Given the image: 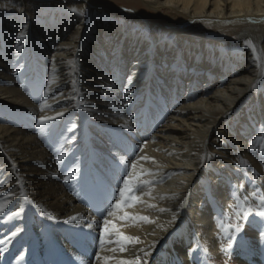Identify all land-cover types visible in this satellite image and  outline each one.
Returning a JSON list of instances; mask_svg holds the SVG:
<instances>
[{
  "label": "bare ground",
  "instance_id": "bare-ground-1",
  "mask_svg": "<svg viewBox=\"0 0 264 264\" xmlns=\"http://www.w3.org/2000/svg\"><path fill=\"white\" fill-rule=\"evenodd\" d=\"M141 2L179 21H152L100 0H0L6 5L0 7V105L7 108L0 109V193L14 194L8 198L15 199L13 210L21 206L16 196L24 193L30 205L62 223L49 240L53 250L42 240L41 264H123L137 253L143 257L141 250L150 253L141 264H167L165 258L158 263V252L175 233L176 249L183 253L186 235L176 232L185 222L203 233L214 253L210 211L200 206V177H208L215 198L225 204L231 198L224 179L239 184L227 164L235 167L243 158L263 175L251 150L264 122V88L258 86L264 82V0ZM187 25L236 35L223 43L204 41L181 30ZM33 92L36 97H29ZM78 101L88 121L86 143L79 140L85 128ZM42 118L67 121L60 141L63 150L80 147L75 165L85 170L78 180L65 181L59 171L62 145L56 143L54 155L31 128ZM208 160L213 165L205 168ZM129 185L136 187L133 200L109 216L119 188H125V198ZM88 194L92 203L85 206ZM73 216L82 219L65 222ZM140 216L152 222L134 219ZM10 230L0 229V245L18 238ZM7 246L0 249V264L35 261L29 244L8 261ZM256 247L239 263L264 264Z\"/></svg>",
  "mask_w": 264,
  "mask_h": 264
},
{
  "label": "rangeland",
  "instance_id": "rangeland-1",
  "mask_svg": "<svg viewBox=\"0 0 264 264\" xmlns=\"http://www.w3.org/2000/svg\"><path fill=\"white\" fill-rule=\"evenodd\" d=\"M100 1L118 10L121 9L124 11L127 10L136 11L140 15L145 16L146 19L152 21L171 22V23H175L179 21V19L175 20L174 18L173 19L171 17L169 18L168 15L166 14L165 9L161 10L159 8L158 11L152 10L146 7L141 2V0H100ZM186 27H183V29L181 30L184 31L187 30L188 31L187 35L189 33H192L195 36V37L193 36L192 38L200 37L199 39L204 41L208 39L209 41L223 43V42H228L229 39L233 37V35H236V33H233L232 31L223 32L222 30H216V29H209V31H207L201 27L192 29V25H187ZM237 32H240V30H238ZM157 35L161 40L162 34L159 32L157 33ZM258 86L264 88V82L258 84ZM255 87L256 85H253L251 89L254 90ZM77 95L80 99L79 89H77ZM34 96H35L34 92L29 93V97H34ZM148 104H150V102L147 103L146 105L149 106ZM147 106H145L143 109L146 119H147V112H146ZM77 107L81 112L82 120L84 121L82 127L85 128V130H83L82 134L80 135L79 140H81V142L86 143V141H88L89 138L88 136L89 134L87 130L88 121L85 117L86 114H84V111L82 110L83 104L78 102ZM0 109H2L3 111V109L6 110L7 108L5 105L4 106L0 105ZM8 112L9 113L15 112V114H18V112L14 111L12 108L11 111ZM7 116L8 113L4 115V119H7ZM59 122H61V120L55 118L50 120L46 119V122L43 125L39 123V120L38 122L35 121L33 124H31V128L33 129V131H36L38 133L39 139L41 140L43 145L47 148V150H49L54 155L57 153V149L55 148L57 146L56 143L61 144L60 140H61L62 128L65 129L68 128L67 121H63L62 123ZM260 127H262V129L256 128V130H258L259 133H261V135H259L257 139L253 142L251 151L253 152V155L257 157L259 165L264 166V122H263V126L261 125ZM214 136L215 134L213 135L211 134L208 141L211 142ZM64 146L65 144H63L60 147V151L61 152L63 151L61 153L62 154L61 156H63V158L56 159L57 161L58 160L60 161L58 163L59 171L61 170L60 171L61 174L66 175L67 179L65 178V181H74V179L78 180L79 174L85 170V167L75 165L79 160L78 152L80 147L76 146L67 150H63ZM212 165H213L212 161L209 160L205 161L203 164L205 168L211 167ZM230 165L227 164L225 167L228 168V172L230 171L231 174L236 175V177L239 180V184H237L236 179L232 177H228L224 179L225 185H227L229 189L228 197L231 198L230 200H227L225 204H222L221 201L215 198V192L211 184V181L208 179V177L202 175L199 179L204 188L203 201L200 202V206L204 204V206L207 207L210 211V219L212 220L210 227L211 229L210 236H211V241H214L216 244V251L214 253L210 252L208 249L209 243L204 237L203 233L201 231H197L196 228L190 229V227L188 226V222H185L183 225H181L178 228V231L176 232V233H183L184 235H186L185 236L186 245L184 248L185 250L183 251V253H180L176 249L175 246L176 234L174 233L170 235V237L165 241V243L163 242L162 248L159 250L157 255L158 263L162 262L163 259L165 258L167 260V264H240L238 261L239 257H244L247 254L248 249L251 248L254 249L256 245L258 246L256 247V249L258 248L259 250H261L263 252L262 257H264V235H262L264 234V218H261L260 216H257L255 214V208L258 202L256 198L252 195L253 191L256 188H259L260 192L264 193V167L262 169L263 175H261L249 164L248 161H246L243 158H241V161L239 163L235 164V167ZM71 167H74V169L72 172H69L71 170ZM241 185L243 186L242 189L240 188ZM129 189H131V191H129ZM129 189L127 191V194L125 195V198L123 199H121V197L119 198V200H121L120 207L115 209L111 207L109 211H112V213L116 211L120 212L126 207L128 203H130L131 200H133L131 199V197L133 198V196L135 195L136 187L134 186L130 187L129 185ZM8 191L9 190L6 189L2 193L5 196H7ZM19 191L21 190L19 189ZM94 194L95 192H93V198H94ZM245 194L249 196L248 204L252 205L253 211L249 213L247 219H241L239 216L234 215V209L237 203L235 197L237 195L243 197ZM9 197L10 196H8L7 199ZM25 197L26 196L24 193L23 195L21 194L19 196H16V198L20 199L21 206L17 207L14 210H13L14 208L13 203L15 202V199L12 201L8 200V202L9 201L10 202L6 203V207H5L6 213L10 214L13 211L20 213L19 218H14L20 220L15 222V225L10 224L11 222H8L6 216L0 215V224L3 225V227L4 225L5 227H10V229L12 230L16 229L19 234V235L17 234L18 238L15 241H13L11 244L9 242H11L12 239H8L9 242L0 245V249H3L6 245H8L6 247V251H9L10 256H5V257L9 259L8 261H10L11 259H14V256L11 255L12 253L24 247V245L26 246L27 244H29L32 247V250L30 252L31 257L32 259L35 258V261L32 262L31 264H41L42 262L44 263V260L43 259L38 260V257L40 254L42 240L46 239L45 241L46 244L48 242L50 248L53 250L52 248L53 246L50 244L49 240L55 237L54 235H56V232H58V230L62 228L61 226L62 223L52 217L49 218L47 213L37 208L36 206L30 205L28 202V198ZM0 203H4V201L0 200ZM85 203H86L85 206L92 203L89 194L85 199ZM116 203L114 202V204ZM246 208L247 205L245 206V210ZM29 218L31 220V223H33L31 227H29L28 225ZM234 225L241 227L242 230L236 233L235 228L233 227ZM3 227H1L0 229L5 228ZM188 229L190 230L189 233L187 232ZM12 230H10L9 232H11ZM6 235H8V233ZM65 235L68 236L70 240H72L71 234L66 233ZM95 239H97V237H95ZM73 240L75 242L77 238H73ZM74 244L75 243H73V245ZM229 244H231V247H229ZM49 246L47 248H49ZM1 251H5V250H1ZM22 259L23 258H20V260ZM32 259L31 261H33ZM2 264H10V263H2Z\"/></svg>",
  "mask_w": 264,
  "mask_h": 264
},
{
  "label": "snow or ice",
  "instance_id": "snow-or-ice-1",
  "mask_svg": "<svg viewBox=\"0 0 264 264\" xmlns=\"http://www.w3.org/2000/svg\"><path fill=\"white\" fill-rule=\"evenodd\" d=\"M0 7H6V5H0ZM71 11L75 13V12H77V9L75 7H73V8H71ZM79 15H83V11H80ZM25 27H26V25H25ZM24 35H25V32L24 31H20L19 34H18V38L22 39L24 37ZM245 43L248 44V46L252 47L250 41H246ZM255 51H256V49L253 47V53H255ZM129 82H131V81H129ZM51 84H52V80L50 79L49 80V85L51 86ZM46 95H47V93H46ZM69 98L70 99H76L75 96L74 97H69ZM53 99H57V98L53 97ZM78 102L82 103V101H78ZM46 103H47V101H45V104ZM44 108H45V105L42 104L41 105V111H43ZM62 114L63 113H60V115H62ZM48 119H51V118H48ZM45 122H46V120L44 118H42L40 120V124L41 125L45 124ZM208 158L210 159L211 157H208ZM57 162L59 163L60 161L58 160ZM13 168H15L14 164H13ZM123 183H124L125 186H127L129 184V180L127 179V177L123 178ZM146 183H151V182H146ZM21 187H22V185H21ZM240 188L242 189L243 186L241 185ZM129 191H131V189H129ZM119 192H120L121 199H123L124 198V193H125V188H119ZM21 194L23 195V193H21ZM12 195H14V194L11 193V192H9L7 194V196H12ZM252 195L256 198V200L258 202L257 206L255 208V214L257 216H260L261 218H264V193H261L260 189L256 188L253 191ZM7 196H5L3 193H0V200L4 201V203H0V215L6 216L7 220H12L14 218H19V216H20L19 212H14L13 211L10 214L5 212L6 203L8 202ZM235 199H236L237 203H236V206H235V209H234V215L239 216L241 219H247L249 213L253 211L252 205L248 204L249 196L247 194H245L243 197H240L239 195H237L235 197ZM246 205H247V208L245 210V206ZM112 207L114 209L120 207V201L117 200V203L114 204ZM161 211H164V210L161 209ZM112 214H113L112 211L108 212L109 216H111ZM48 216H49V218H51L50 214H48ZM173 218H175V217H173ZM79 219H82V217L73 216V217H70L69 220H67L65 222L66 223H75V222H78ZM134 219H138L140 221L149 222V223L152 222L146 216L135 217ZM107 223L108 222L106 220L105 224H107ZM233 227L235 228V232L236 233H238V232H240L242 230L241 227H239V226L234 225ZM262 235H264V234H262ZM122 238L124 240H127V241H132V242H137V243L139 242V238L127 237V236H124ZM0 243H3V241H0ZM100 243L101 244L104 243V234L103 233L100 236ZM229 247H231V244H229ZM123 250H125V249L121 248V251H123ZM141 251L143 252V257L139 253H137L135 255L134 261H125V262H123V264H141V260L144 257H147L150 254L147 250H141ZM144 264H146V260L144 261Z\"/></svg>",
  "mask_w": 264,
  "mask_h": 264
}]
</instances>
